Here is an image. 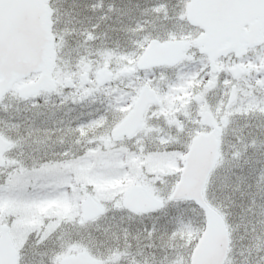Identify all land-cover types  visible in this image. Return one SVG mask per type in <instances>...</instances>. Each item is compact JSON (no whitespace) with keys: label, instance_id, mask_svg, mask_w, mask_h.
<instances>
[{"label":"rangeland","instance_id":"374dc122","mask_svg":"<svg viewBox=\"0 0 264 264\" xmlns=\"http://www.w3.org/2000/svg\"><path fill=\"white\" fill-rule=\"evenodd\" d=\"M106 1H116V6L122 10L112 13L111 21L116 25L130 21L136 13L129 5L143 0ZM144 1L145 21L140 17L141 13L136 15L132 30L120 32L122 41H128L133 30L136 35H146V40L158 38L163 41L177 36V30L182 27L178 16L180 1L187 0ZM56 3L69 8L66 12L75 14V18H70L75 20L65 28L66 32L58 35L61 52L55 76L59 83L52 101L36 106L39 115L33 109V116L43 122L50 116L47 126H36L38 136L42 135L41 140L45 143L43 148H38L37 160L41 156L57 159L63 154L72 161L52 165L46 173L20 172V177H11L10 185H15L10 187L11 191L29 184V192L43 189L55 193V198L42 202L16 196L0 199V225L9 228L19 252L17 264H57L62 256L79 250L100 258L103 264H122L121 260L125 262L126 259L127 264H188L204 225L203 213L195 205L186 201L165 202L161 210L140 216L128 215L120 207L122 195L133 184L145 185L157 199L166 201L178 179L183 151L180 159L178 150L145 147L137 151L142 152V164L136 161L141 154L132 151L127 166L115 165L110 155H103L102 162L96 165L93 160L82 161L83 157L78 160L79 151L72 143H65L68 135L73 133L70 127L65 130L66 124L82 117L80 112L84 108L78 103L83 93L91 95L100 91L92 86L84 88L77 80L67 88L62 85V77L106 66L109 53L91 50L80 55L79 51L88 35L95 38V31L99 30L98 22L91 19L96 17L93 12L99 14V21H109L112 7L105 0H58ZM105 8L106 16H102ZM88 14L90 20L81 32L75 27V21ZM69 39H73V44ZM78 40L83 44L79 45ZM135 41L137 38H133L131 45ZM60 43L72 51L68 54ZM257 83L259 95L247 100L240 132L232 131L228 135L230 147L226 149V155L223 151L204 189L205 200L220 213L229 231L230 248L224 264H264V73ZM71 103L75 104L71 106ZM28 119L32 121L33 118ZM101 125L109 126L102 134L104 138L113 121ZM26 158L22 153L20 160L25 162ZM35 163L22 166L31 169ZM47 176L58 178L55 186H48ZM87 195L105 208L104 214L92 223L81 220V203ZM116 214L118 219L115 220ZM109 251L111 256H108Z\"/></svg>","mask_w":264,"mask_h":264},{"label":"flooded vegetation","instance_id":"af4514ba","mask_svg":"<svg viewBox=\"0 0 264 264\" xmlns=\"http://www.w3.org/2000/svg\"><path fill=\"white\" fill-rule=\"evenodd\" d=\"M105 2L112 7L111 19L99 21V14L93 12L96 17L91 19L98 22L99 30L95 31V38L88 35V40L80 47L79 53L84 55L86 51L91 50L109 53L106 66L94 71L84 69L73 76H64L61 80L62 85L67 88L74 85L77 80L84 88L92 86L100 91L98 94L91 95L83 93L78 103L79 107L84 108L83 112H80L82 117L66 124L65 130L70 127L73 133L68 135L65 143L67 145L72 143L74 149L79 151L78 160L83 157L82 161L93 160L96 165L102 162L103 155H110L115 165L127 166L130 164L127 161L133 154L132 151L137 155L141 154L136 161L137 164H142L144 161L142 152L137 151L145 147L146 149L151 147L178 150L179 152L176 151V153H179L180 159V153L183 151L180 172L185 153L193 139L214 132L218 145V161L211 174L214 173L223 151L225 150L224 155H226V149L230 147L228 135L232 131L240 132L247 100L254 95H259L257 81L264 73V28L253 38L246 35L239 38H211L213 47L208 52H203V47L198 45L197 40L201 38L204 31L197 25L187 22L186 8L189 1H180V15L178 16L182 27L177 30V36L163 41L158 38L146 40V35L145 37L143 34L136 35V31L133 30V33L129 34L130 39L123 42L120 32L128 31L129 33L132 30L131 26H134L133 21L137 19L136 15L141 13L140 17L142 16V20L145 21V1H134V4H130L129 7L135 11L136 15L128 22L122 21L116 25L111 21L112 13L122 10L116 6V1L105 0ZM50 6L53 10V33L56 47L52 78L58 86L59 78L55 76L57 59L61 52L58 35H60L59 32H66L65 28L75 20L70 19L75 18V14L66 12L69 8L58 5L56 1H52ZM106 12L105 8V12L101 15L106 16ZM85 16L75 21L77 22L75 27L81 32L90 20L89 14ZM112 26L115 29L111 30ZM243 31L249 32L247 24ZM133 38H137L138 41L131 45ZM69 40L73 44V39ZM175 42L187 44L181 51L177 62L149 67L141 64L149 44ZM78 43L83 44L81 40H78ZM60 44L68 54L72 51L67 49L66 44ZM234 67L238 70L231 71ZM100 69H108L112 72L111 79L102 85H99L96 80L97 71ZM123 70L130 71L123 73ZM240 71L242 74H239ZM37 77V74H31L16 81L0 100V138L6 143V146L4 143L0 144L2 148L0 182L7 181L5 187L9 191H11L10 187L15 186L10 185L11 177L21 176L19 171H13V169L23 164L36 162L39 146L43 148L45 145L41 140L43 136H38L36 132V126L40 128L47 126L50 116H47V120L43 122L35 118V115L33 116V111L35 110L37 114L36 106L51 102L54 91L42 90L31 95L19 94L22 86L33 83ZM144 88L146 94H144V99L146 98L148 102L144 100L147 102L145 105H137L139 95ZM70 94L77 93L70 92ZM72 104L75 103L69 105L73 106ZM28 117H32V121H29ZM127 118L129 130L138 121L139 126L132 128L130 132L118 131L115 133L116 136H113L112 132ZM110 121H113V125L103 138L102 134L109 126L103 127L101 123ZM22 153L28 157L25 162L20 160ZM63 158L66 162L72 161L67 155ZM125 212L128 211L125 210ZM117 215L114 216L115 220L118 219ZM74 254L75 252L72 255ZM89 256L98 264H103L100 258L91 254ZM121 261L122 264H127L126 261Z\"/></svg>","mask_w":264,"mask_h":264},{"label":"water","instance_id":"95a60500","mask_svg":"<svg viewBox=\"0 0 264 264\" xmlns=\"http://www.w3.org/2000/svg\"><path fill=\"white\" fill-rule=\"evenodd\" d=\"M49 1L51 0H23L25 8L21 15L24 25V39L30 49L31 54L28 60L33 68L26 72L22 78L31 73H39V77L34 83L21 87L19 89L21 95L34 94L42 89L51 90L54 88L51 71L55 51L54 37L51 33L52 10L49 7ZM262 2L264 0H255V7L225 8L210 6L216 3V0H190L186 10V18L188 22L200 26L205 31L201 38L197 40V43L203 47V52H208L214 45L210 41L211 38H239L242 35L253 38L256 36L264 28ZM209 23L214 25V31L211 33L208 28ZM245 24L249 26V32L243 31ZM183 47V43L159 46L151 44L147 47L141 64L145 66L161 63L173 64L178 60ZM236 70L238 69H232V71ZM123 72L128 73L129 70ZM110 77L111 73L107 70H100L97 73L98 83H102ZM15 81L16 79L5 78L0 82V98ZM144 94V91L140 94L141 105L144 100H147L144 99ZM216 161L217 140L214 132L193 139L186 153L180 178L169 197V200L184 199L193 201L204 213V230L193 249L190 264H223L226 256L228 233L224 221L205 202L202 193L207 176ZM189 167L191 168V179L185 183L184 176ZM123 205L132 211L146 212L160 208L162 203L157 201L144 188L133 186L125 194ZM83 210L84 219L93 218L101 212L100 208L90 199L84 202ZM0 237L6 241L3 249L0 250V258H3L7 264H15L16 252L11 246L6 227H2ZM90 262L84 253H79L76 256L63 258L60 264H90Z\"/></svg>","mask_w":264,"mask_h":264},{"label":"snow or ice","instance_id":"6c2138e0","mask_svg":"<svg viewBox=\"0 0 264 264\" xmlns=\"http://www.w3.org/2000/svg\"><path fill=\"white\" fill-rule=\"evenodd\" d=\"M210 6L248 8L255 7L256 3L255 0H216V3ZM261 7H264V2L261 3ZM24 8L25 4L23 0H0V82L5 78L19 80L26 72L33 68V65L28 60L31 54L30 49L24 39V25L21 15ZM208 28L210 33L214 31L213 24L209 23ZM36 113L37 115L40 114L38 107L36 108ZM63 162V154L57 159H49L47 156H41L31 169L21 166L14 168L13 171L46 173L50 166ZM190 179L191 168L189 167L186 170L184 182L187 183ZM47 181L49 187L56 185V178L54 176H47ZM6 183L7 181H4V183L0 184V199L8 196H16L29 201L42 202L55 198V193L52 191L33 190L29 192L28 188L31 187L29 184L18 186L14 190L9 191L5 187ZM5 243L6 241L0 237V250L3 249ZM111 255L112 252L109 251L108 256ZM0 264H7V262L3 258H0ZM90 264H95V262H90Z\"/></svg>","mask_w":264,"mask_h":264}]
</instances>
